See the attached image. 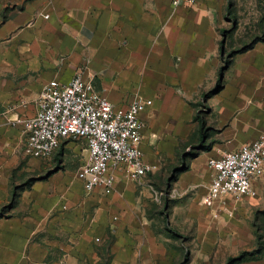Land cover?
Masks as SVG:
<instances>
[{
	"label": "crops",
	"instance_id": "1",
	"mask_svg": "<svg viewBox=\"0 0 264 264\" xmlns=\"http://www.w3.org/2000/svg\"><path fill=\"white\" fill-rule=\"evenodd\" d=\"M221 5L0 0V209L16 196L0 217V264H181L172 236L154 233L137 205V181H124L120 169L114 193L105 196L87 194L63 171L38 179L41 160L24 153L25 124L47 84H66L77 74L116 107L152 100L142 114L145 159L154 160L150 142L176 146L177 137L198 130L202 141L187 177L188 187L206 182V163L211 177L203 203L212 181L208 160L264 133V43L234 57L213 92L224 66ZM192 99L208 105L202 122L193 120ZM67 141L74 140L61 146ZM122 195L129 200L120 201Z\"/></svg>",
	"mask_w": 264,
	"mask_h": 264
},
{
	"label": "rangeland",
	"instance_id": "2",
	"mask_svg": "<svg viewBox=\"0 0 264 264\" xmlns=\"http://www.w3.org/2000/svg\"><path fill=\"white\" fill-rule=\"evenodd\" d=\"M217 1L222 4L219 11L223 15L220 48L223 65L228 68L226 64L232 63L238 54L264 43V0ZM189 104L195 111L193 120L202 122L209 109L205 99H192ZM177 139L176 146L159 147L150 142L147 150L154 160L149 162L155 171L134 182L138 189L136 203L143 206L140 209H144L154 233L172 236V250L181 253V264H190L192 260L191 264H245L264 260V177L256 196L227 197L209 209L202 203L211 177L206 163L209 179L188 187L191 178L187 177V170L196 157L195 147L202 141L199 132L194 130ZM87 154L82 141L65 142L50 159L38 161V179L63 171L72 182L77 180ZM128 180L124 176V181ZM128 200L120 196V201Z\"/></svg>",
	"mask_w": 264,
	"mask_h": 264
},
{
	"label": "built area",
	"instance_id": "3",
	"mask_svg": "<svg viewBox=\"0 0 264 264\" xmlns=\"http://www.w3.org/2000/svg\"><path fill=\"white\" fill-rule=\"evenodd\" d=\"M200 0H171L174 8L195 5ZM152 100L136 99L127 107H116L98 92L91 81L77 74L70 82L51 81L39 100L35 117L25 124L24 153L30 158L47 160L66 140H84L89 156L77 172L87 194L100 190L114 193L118 170L133 181L155 171L142 150V114ZM212 181L203 204L212 207L227 197L256 196L264 177V133L254 141L210 158Z\"/></svg>",
	"mask_w": 264,
	"mask_h": 264
},
{
	"label": "trees",
	"instance_id": "4",
	"mask_svg": "<svg viewBox=\"0 0 264 264\" xmlns=\"http://www.w3.org/2000/svg\"><path fill=\"white\" fill-rule=\"evenodd\" d=\"M246 49H250V47L249 48H246ZM230 64L231 63H227L226 66L227 65H230ZM224 69H225V66H223V68L220 69V75H221V77L219 78L218 83H217V87H216L215 90H213V92L217 91L218 89H220L222 87V84H223L222 74L224 72ZM15 201H16V196H15V194H13L10 203L6 207H3L0 210V217H7L8 216L6 212L8 211V208L14 204Z\"/></svg>",
	"mask_w": 264,
	"mask_h": 264
},
{
	"label": "water",
	"instance_id": "5",
	"mask_svg": "<svg viewBox=\"0 0 264 264\" xmlns=\"http://www.w3.org/2000/svg\"><path fill=\"white\" fill-rule=\"evenodd\" d=\"M226 68H227V67H226ZM226 68H225V69H226Z\"/></svg>",
	"mask_w": 264,
	"mask_h": 264
}]
</instances>
